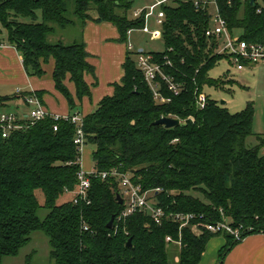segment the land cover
Listing matches in <instances>:
<instances>
[{
	"label": "trees",
	"instance_id": "1",
	"mask_svg": "<svg viewBox=\"0 0 264 264\" xmlns=\"http://www.w3.org/2000/svg\"><path fill=\"white\" fill-rule=\"evenodd\" d=\"M134 1L0 0V44L18 49L29 75L43 76V64L53 59L56 88L67 98L72 115L79 106L65 83L67 75L80 101L92 95L85 75L96 77L83 38L85 24L111 22L119 40L129 43L128 31L145 24L143 15L130 16ZM216 3L232 34L240 30L242 39L264 43V7L251 0ZM163 9L164 48L147 52L182 90L173 95L163 86L171 101H156L132 57L139 50L127 49L121 83L84 117L96 171L86 199L76 203L73 195L66 197L76 189L81 169L76 124L47 116L8 137L0 131V264L5 257L19 255L37 231L49 238L54 264H198L212 237L227 238L220 260L240 241L204 226L198 231L180 229L168 218L157 224L144 212L119 219L123 204L117 198L118 179L99 175L113 167L129 171L167 213L192 212L204 223L222 220V210L235 226L244 228L243 237L264 232V133L253 131L254 105L250 102L232 113L205 92L206 86L233 82L210 76L226 56L206 36L212 19L208 3L196 7L193 0H173ZM71 27L78 28L80 36L70 42L58 37V31ZM201 92L207 94L204 108L197 102ZM17 97H0V106ZM161 117L179 118L180 123L169 128L155 124ZM112 216L114 224L108 227ZM167 236L181 240L180 245L174 243L178 249L173 254Z\"/></svg>",
	"mask_w": 264,
	"mask_h": 264
},
{
	"label": "built area",
	"instance_id": "2",
	"mask_svg": "<svg viewBox=\"0 0 264 264\" xmlns=\"http://www.w3.org/2000/svg\"><path fill=\"white\" fill-rule=\"evenodd\" d=\"M173 0H151L149 4H145L133 11V17L138 18L144 16L145 24L141 28L144 32H150L149 20L154 18L155 24L161 26L164 23L165 12L163 7L171 4ZM196 7L205 6L208 1L193 0ZM215 13L211 19V26L206 30V36L211 39L213 44H216V50L219 54L225 55L228 60L236 66L238 70H244L247 66L264 64V43L263 42H248L242 39L240 35L232 34L228 28L226 19L221 14L220 8L214 0ZM131 31V30H130ZM130 33V32H129ZM128 48L134 50L132 43H128ZM139 53L136 55V62L139 69L143 72L145 80L152 90L154 99L160 103L171 101V96L163 93V86L173 95H179L182 90V84L175 81L173 76L166 73L162 66L157 63L153 55L146 50L138 49ZM17 94L23 101V104L28 107V110H8L0 111V131L3 137H8L16 130H22L33 126L37 122L52 116L56 120L65 119L76 124V136L74 142L78 145L79 151L82 155L84 146L86 145V137L84 132V116L80 113L59 115L52 113L42 102L41 98L35 92L22 93L20 89ZM197 102L201 108L207 104V94L201 92L198 95ZM57 129V126H55ZM81 169L78 172V185L72 191L73 201L86 199L88 191L91 186V175L96 171L86 170L82 165V156L80 158ZM102 178L115 177L118 179L120 188V195L123 199V206L119 212L118 218H127L136 212H144L150 214L155 223L161 224L165 218L178 222L180 229L190 226L193 230L198 231L200 227L212 233L230 234L234 239H243L244 228L242 226H235L232 220L223 216L222 220L197 222V215L192 212H170L157 205L152 199V191L144 190L139 183L133 180V176L129 171H121L117 167L110 170L99 172ZM159 190V188H157ZM87 229V226H84ZM167 243L181 244V240H174L171 236L166 237Z\"/></svg>",
	"mask_w": 264,
	"mask_h": 264
},
{
	"label": "crops",
	"instance_id": "3",
	"mask_svg": "<svg viewBox=\"0 0 264 264\" xmlns=\"http://www.w3.org/2000/svg\"><path fill=\"white\" fill-rule=\"evenodd\" d=\"M91 15L94 19L98 17L95 10L91 12ZM83 38L87 50L92 55L89 61L96 68V77L92 74L85 75L86 81L91 85L92 95L80 101L76 96V86L70 80V75H67L65 83L79 106L78 113L85 117L97 108L105 96L114 93L115 83H121L128 43L119 40L118 28L107 21H87ZM139 49L145 50L143 47ZM54 66V60L50 59L48 63L43 64L45 69L43 76L29 75L18 49L7 42L0 44V97L15 96L18 89L22 93L40 92L42 102L52 113L70 114L67 98L56 88L53 79ZM9 106L15 107L14 110H22L21 107H26L20 97L6 102L1 107ZM82 165L88 171L94 169V166H84V162ZM66 197L70 199L72 194H67ZM226 243L225 235L212 237L198 264H219L220 250ZM223 264H264V232L243 237L227 252Z\"/></svg>",
	"mask_w": 264,
	"mask_h": 264
},
{
	"label": "rangeland",
	"instance_id": "4",
	"mask_svg": "<svg viewBox=\"0 0 264 264\" xmlns=\"http://www.w3.org/2000/svg\"><path fill=\"white\" fill-rule=\"evenodd\" d=\"M205 1L209 2V11L213 16L216 10L214 0ZM150 2L151 0H135L130 16H133L135 9ZM256 2L264 7V0H256ZM149 26L150 32H144L141 29L128 31V41L133 44L134 51L141 47L145 50H163L161 26L155 24L154 18L149 20ZM236 34H240V30L236 31ZM74 36H80L78 28L73 29L71 27L58 31V37H62L65 42H70L69 40ZM132 57L136 59L135 55ZM210 76L213 78L226 77L232 79L233 82H227L224 87L206 86L205 92L232 113L243 110L251 102L255 109L253 131L257 134L264 133V64L247 66L244 70H238L228 58L224 57L210 71ZM222 101H226V103H222ZM14 108L12 106L8 108L0 106V111L14 110ZM21 109L28 110V107L23 106ZM249 141L253 143L254 137H251ZM93 152L94 145L88 142L81 155L84 166H94ZM39 198L43 201V194L39 193ZM177 249L178 246L171 243L170 253L173 254ZM50 250L49 238L42 231H37L32 234L31 242L20 251L19 255L5 257L3 264H27L28 257H31L30 264H54L50 258Z\"/></svg>",
	"mask_w": 264,
	"mask_h": 264
},
{
	"label": "water",
	"instance_id": "5",
	"mask_svg": "<svg viewBox=\"0 0 264 264\" xmlns=\"http://www.w3.org/2000/svg\"><path fill=\"white\" fill-rule=\"evenodd\" d=\"M256 0H251V4L254 5ZM213 45V43H212ZM142 50V49H141ZM222 103H226V101H222ZM180 123V119L179 118H174V117H161L160 119H158L157 121H155V124H163L165 127H174L177 126ZM117 198L119 200L120 203H123V199L120 195V193H117ZM114 219L115 216H112V218L110 219L109 223H108V227H112L114 224ZM128 245H131V239L128 241ZM231 248V247H230ZM227 253L224 254L223 258L220 260L219 264H223V259L225 257Z\"/></svg>",
	"mask_w": 264,
	"mask_h": 264
}]
</instances>
